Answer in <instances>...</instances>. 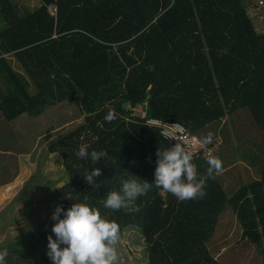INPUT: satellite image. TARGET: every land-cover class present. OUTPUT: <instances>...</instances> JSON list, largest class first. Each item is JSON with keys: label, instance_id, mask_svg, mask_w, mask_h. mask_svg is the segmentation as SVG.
I'll use <instances>...</instances> for the list:
<instances>
[{"label": "trees", "instance_id": "trees-1", "mask_svg": "<svg viewBox=\"0 0 264 264\" xmlns=\"http://www.w3.org/2000/svg\"><path fill=\"white\" fill-rule=\"evenodd\" d=\"M39 2L21 15L13 0H0V111L6 120L35 117L70 99L84 115L46 143L66 174L65 183L51 190L56 206L67 210L86 202L114 220L120 234L137 228L146 264H218L208 243L229 210L240 225L241 245H254L264 264V163L257 178L231 195L215 174L204 198L179 202L154 185L157 151L172 145L144 123L149 117L178 121L199 135L224 118L241 127L240 112L248 111L264 141V32L254 31L242 0ZM110 111L115 119L107 122ZM82 145L106 155L95 164L90 156L80 159ZM217 156L223 168L230 163ZM207 157L193 158L201 175ZM96 168L102 175L90 185L84 175ZM132 175L153 184L134 202L139 210L104 208L107 194ZM50 234L55 239L51 229L29 233L18 264H53Z\"/></svg>", "mask_w": 264, "mask_h": 264}, {"label": "rangeland", "instance_id": "rangeland-1", "mask_svg": "<svg viewBox=\"0 0 264 264\" xmlns=\"http://www.w3.org/2000/svg\"><path fill=\"white\" fill-rule=\"evenodd\" d=\"M13 1L21 15L34 11L40 5L39 0ZM258 1L242 0V5L247 11L254 31L262 33L264 5L258 7ZM48 11H51V7ZM1 25L4 23L0 15ZM9 59L14 69H21L12 56ZM132 112L138 113L136 109H132ZM241 116L243 117L237 119L241 127L231 125L230 118H224L221 123L208 124L197 135L201 140L208 133H212L213 142L206 146L215 147L211 155L217 156L219 153L223 158L230 160L222 173L217 174L228 195L250 178H257L255 170L264 163L262 136L255 133V123L248 111L246 114L245 111L240 112ZM82 118L84 115L70 99L53 104L44 113L35 117L23 113L12 120H6L0 111V233L5 234L6 228L11 227L9 230L16 238L22 232L18 230H24L20 224H24L26 232L24 235L21 234L22 238L17 242L18 245L6 247L12 260L10 264H18L21 260L24 262L21 245H24L23 240L29 232L42 226L46 219H48L46 228H51L55 223L51 216L55 210L53 205L56 203L50 194L53 188L65 183L66 174L60 155L48 153L46 143L81 122ZM44 177H49V180H45ZM48 189L50 192L41 197L42 192ZM9 198L12 199L8 201ZM239 230L238 220L226 210L208 243L210 255L218 264H263L262 256L255 252L254 245H241L238 240ZM13 249H16L17 257L10 253ZM117 251L118 264H146L142 236L135 227H127L121 232Z\"/></svg>", "mask_w": 264, "mask_h": 264}, {"label": "clouds", "instance_id": "clouds-1", "mask_svg": "<svg viewBox=\"0 0 264 264\" xmlns=\"http://www.w3.org/2000/svg\"><path fill=\"white\" fill-rule=\"evenodd\" d=\"M114 119L115 114L111 111L105 117L107 122ZM98 126L102 125L98 122ZM212 142V133L199 141L202 147ZM76 155L80 159L90 156L95 164L106 153L103 150H92L89 153L87 147L82 145ZM157 157L154 185L172 194L179 202L204 198L207 195V180L215 179V174L223 171L222 160L209 154L206 172L201 175L197 165L193 163L192 153L178 141L169 148L158 149ZM101 175V170L96 168L90 173L86 171L84 178L92 185L95 183L94 177ZM120 184L118 191H110L102 201L104 208L112 211H138V208L132 207L134 202L146 195L153 186L134 175L131 178H121ZM51 220L55 222L51 228L55 239L51 234L47 236V255L53 264H118L119 225L114 220L103 217L98 208L86 202L73 203L67 210L56 206ZM7 256V249L0 250V264H6Z\"/></svg>", "mask_w": 264, "mask_h": 264}, {"label": "built area", "instance_id": "built-area-1", "mask_svg": "<svg viewBox=\"0 0 264 264\" xmlns=\"http://www.w3.org/2000/svg\"><path fill=\"white\" fill-rule=\"evenodd\" d=\"M258 5H263V2L258 1ZM49 13L53 15L54 9L51 8ZM144 123L157 128L160 136L169 144L174 145L177 141L182 143L186 149L192 153L193 158H198V156H208L215 149L214 146L202 147L197 135L190 132L181 122L149 117L145 119Z\"/></svg>", "mask_w": 264, "mask_h": 264}, {"label": "crops", "instance_id": "crops-1", "mask_svg": "<svg viewBox=\"0 0 264 264\" xmlns=\"http://www.w3.org/2000/svg\"><path fill=\"white\" fill-rule=\"evenodd\" d=\"M10 57V56H9ZM8 57V58H9ZM14 58V57H13ZM45 178V180H49V177H44ZM20 190V189H19ZM46 192H50V190L48 189V190H45V191H43L42 192V195H40L41 197L43 196V197H45V194H46ZM51 195V194H50ZM33 198V197H32ZM12 198H9L8 199V201L9 200H11ZM53 200V199H52ZM54 201V200H53ZM55 204V203H54ZM56 205V204H55ZM55 205H53V208H55ZM47 222H48V219H46V222L41 226H39V228H36V230H34V231H31V232H29V233H32V232H36V231H44V230H49V229H51L50 227H48V228H46L45 226H48L47 225ZM20 227H22V228H24V230H25V227H24V224H20ZM45 227V228H44ZM11 227H8V228H6V233L4 234L3 232H1L0 233V245H2V248H4V249H6V247L7 246H10V247H13L14 245H16L17 244V242L20 240V238H22V236H21V234H23L24 235V233H26L24 230H18V231H22L21 232V234H19V235H17V237L15 238L14 236H15V234L12 232V231H10L9 229H10ZM13 228H15V227H13ZM16 231V230H15ZM8 232H12V233H9V234H7ZM11 244V245H10ZM11 253H12V251H10Z\"/></svg>", "mask_w": 264, "mask_h": 264}, {"label": "water", "instance_id": "water-1", "mask_svg": "<svg viewBox=\"0 0 264 264\" xmlns=\"http://www.w3.org/2000/svg\"><path fill=\"white\" fill-rule=\"evenodd\" d=\"M147 97V96H146Z\"/></svg>", "mask_w": 264, "mask_h": 264}]
</instances>
